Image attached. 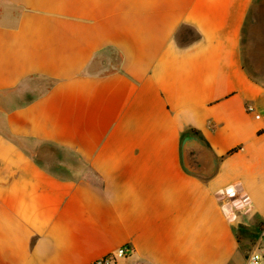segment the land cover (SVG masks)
I'll return each instance as SVG.
<instances>
[{
    "label": "crops",
    "instance_id": "0c3cea01",
    "mask_svg": "<svg viewBox=\"0 0 264 264\" xmlns=\"http://www.w3.org/2000/svg\"><path fill=\"white\" fill-rule=\"evenodd\" d=\"M22 86L39 90L0 112V264L124 245L115 264H247L264 224V0H0V103ZM189 129L207 175L185 167ZM45 144L81 168L51 170Z\"/></svg>",
    "mask_w": 264,
    "mask_h": 264
},
{
    "label": "rangeland",
    "instance_id": "374dc122",
    "mask_svg": "<svg viewBox=\"0 0 264 264\" xmlns=\"http://www.w3.org/2000/svg\"><path fill=\"white\" fill-rule=\"evenodd\" d=\"M119 60L120 57L114 59L115 64L119 63L120 62ZM114 66L110 65L108 68H112ZM37 90L39 89H36L35 87L33 88V87L22 86L15 89L12 92H9L4 102L0 103V112L19 106L18 104L20 100H28L34 94H36ZM41 152H42V156L39 158L41 159V162L47 164V166L51 170H54L58 173L68 174L70 172H73V170H79V168H81L82 166V162L78 157L68 152H65L55 146L47 145V144L41 145ZM255 243L256 241L251 242L249 248L250 251H252L255 248ZM263 250H264V246L262 245V251Z\"/></svg>",
    "mask_w": 264,
    "mask_h": 264
},
{
    "label": "water",
    "instance_id": "95a60500",
    "mask_svg": "<svg viewBox=\"0 0 264 264\" xmlns=\"http://www.w3.org/2000/svg\"><path fill=\"white\" fill-rule=\"evenodd\" d=\"M183 155L185 167L190 173L207 175L216 166L215 158L210 150L197 136L185 137Z\"/></svg>",
    "mask_w": 264,
    "mask_h": 264
},
{
    "label": "built area",
    "instance_id": "2783aa9c",
    "mask_svg": "<svg viewBox=\"0 0 264 264\" xmlns=\"http://www.w3.org/2000/svg\"><path fill=\"white\" fill-rule=\"evenodd\" d=\"M259 235V241L255 243V248L249 253L247 264H264V250L262 251V242L264 241V224L259 230ZM131 251L132 248L129 245H124L114 253H110L91 262L90 264H115L119 259L127 258Z\"/></svg>",
    "mask_w": 264,
    "mask_h": 264
},
{
    "label": "trees",
    "instance_id": "16d2710c",
    "mask_svg": "<svg viewBox=\"0 0 264 264\" xmlns=\"http://www.w3.org/2000/svg\"><path fill=\"white\" fill-rule=\"evenodd\" d=\"M188 135H193V136H197V137H199V138H202L200 132H199L198 130H196V129H189V130L187 131V133L185 134L184 137H186V136H188ZM47 145H49V144H47ZM52 146H53V145H52ZM232 152H234V151H232ZM232 152H230V153H232ZM41 156H42V152H40V153L38 154V159H39ZM39 160L41 161V159H39Z\"/></svg>",
    "mask_w": 264,
    "mask_h": 264
}]
</instances>
